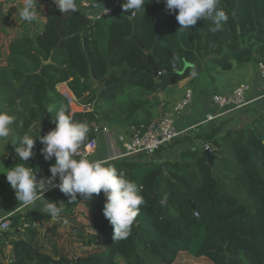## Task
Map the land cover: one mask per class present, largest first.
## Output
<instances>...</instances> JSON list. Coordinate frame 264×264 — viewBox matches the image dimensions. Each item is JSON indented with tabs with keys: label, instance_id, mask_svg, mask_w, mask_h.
Here are the masks:
<instances>
[{
	"label": "trees",
	"instance_id": "16d2710c",
	"mask_svg": "<svg viewBox=\"0 0 264 264\" xmlns=\"http://www.w3.org/2000/svg\"><path fill=\"white\" fill-rule=\"evenodd\" d=\"M88 1L89 8L76 0L78 11L62 14L54 0H34L37 20L29 23L19 16L22 0H0V111L15 116V136L28 134L35 141L27 162L3 141L14 149L0 157V172L16 163L50 169L55 158L44 159L39 140L55 128L50 105H63L74 121L88 123L83 147L97 136L95 124L127 127L153 120L155 108L169 103L160 91L191 70L264 63L261 0H220L228 20L216 32L204 20L181 31L176 13L157 0H145L144 11L133 17L124 13L130 9L122 1L111 16L91 21L89 11L114 0ZM188 63L192 66L183 74L176 73ZM63 82L93 110L73 111L58 91ZM209 141L212 165L205 148L184 150L177 160L139 162L132 156L109 161L142 186L145 203L127 238L113 240L103 192L91 199L77 194L57 206L55 218L45 210L10 217L14 226H28L15 237H0V264H175L181 252L214 264H264V112ZM8 184L0 173V193ZM221 238L228 239L223 253L217 248Z\"/></svg>",
	"mask_w": 264,
	"mask_h": 264
},
{
	"label": "clouds",
	"instance_id": "9594fccd",
	"mask_svg": "<svg viewBox=\"0 0 264 264\" xmlns=\"http://www.w3.org/2000/svg\"><path fill=\"white\" fill-rule=\"evenodd\" d=\"M157 2L164 3L170 13H176L181 31L191 29L198 20H204L210 21L214 27H210L209 30L216 32L222 23L228 20L226 12L219 8L220 0H157ZM54 3L62 14L78 11L76 0H54ZM144 6L145 0H124L122 4L124 9H130L132 12L144 11ZM34 8V0H23L20 19L29 23L36 21L37 14ZM47 111L54 113L51 119L55 128L39 136V140L43 145L40 151L44 159L55 158L49 169L51 176L38 182L33 168L23 163H16L0 172L6 174V179L14 189L21 208L34 205L37 200L44 197L43 192L47 188H59L68 197L69 202L76 200L77 194L91 199L93 194L103 192L105 197L103 214L113 225V240L127 238L139 214L140 206L145 203L141 195L142 186L135 180L127 178L123 170L118 171L107 159L75 158L90 132L88 123L74 121L72 113L63 105H50ZM14 121V115L0 111V141L15 146L20 161L27 162L33 155L35 141L33 136L28 134L15 136L12 128ZM6 154V151L0 152V155ZM166 201L165 196L160 201L161 205L166 204ZM44 210L53 218L60 214L57 204L48 200H45Z\"/></svg>",
	"mask_w": 264,
	"mask_h": 264
},
{
	"label": "crops",
	"instance_id": "0c3cea01",
	"mask_svg": "<svg viewBox=\"0 0 264 264\" xmlns=\"http://www.w3.org/2000/svg\"><path fill=\"white\" fill-rule=\"evenodd\" d=\"M234 65L237 64L234 63ZM242 67L243 68L240 71H246V73L242 76V79L235 82L225 83V80L222 81L221 78H218L224 73H229L230 70L224 71L220 66H218L211 70V72L207 73V70H205L206 68L204 67L202 71L203 73L191 70L185 78L171 85V92L169 90L170 88L161 90L159 94L162 101L166 100L169 103L165 108H162V105L156 107L154 111V118L163 115L167 111L173 110L175 104L184 96L186 90H193V98L189 106L183 112L176 115V126L180 134L173 142L162 148L156 154L137 155L134 156L132 160L139 162L177 160L179 159L181 152L184 150L201 149L205 148L206 145L211 146L209 141L210 136L211 138L213 136L217 137L228 130V128L243 127L251 123L254 116L264 112V96L261 86L262 80L258 64L255 63V65L251 66V68L248 66L247 68L246 65ZM242 82H247L252 87L248 95V99L250 101L249 105L243 109L226 114L224 117L215 121L203 123L207 113H216L218 111V107L213 101V94H230L235 87ZM61 88L62 91L67 90L68 93H72L74 95L68 84L62 85ZM69 104L73 111L83 110L70 102ZM199 123L200 125L197 129L192 128V126ZM102 126L108 129L114 136H117L119 133L126 132L129 127H125L117 123L111 124L108 121H104ZM210 150L212 151L211 147ZM6 153L8 154V152ZM108 156L109 152L106 140L100 135L99 148L95 157L96 159H106ZM45 200L55 202L57 206L63 207L66 205L68 197L62 193L59 188H56L40 200H37L34 205L28 208H21L19 201L16 198L14 189H12L10 184H8L7 191L3 194L0 193V216L12 217L19 212L22 213L44 210ZM24 231L20 230V232ZM17 233L18 231L12 236L15 237ZM10 248L11 247L6 250V253L10 251Z\"/></svg>",
	"mask_w": 264,
	"mask_h": 264
},
{
	"label": "built area",
	"instance_id": "2783aa9c",
	"mask_svg": "<svg viewBox=\"0 0 264 264\" xmlns=\"http://www.w3.org/2000/svg\"><path fill=\"white\" fill-rule=\"evenodd\" d=\"M124 0H114L113 3L101 7L97 10L89 11L86 16L91 21H97L107 18L113 14V12L119 7L120 3ZM81 6L84 8L90 7L88 0H82ZM131 16H134L132 12ZM176 69V64H173ZM259 72L261 75V86L264 96V63L258 64ZM160 74V72H159ZM66 85L67 82H63L58 85V91L73 105L80 107L83 110L92 111L93 106L81 105L72 93L68 91H62V85ZM252 87L247 82H242L230 94L214 93L213 101L218 107L216 113L209 112L205 116L203 123L215 121L224 117L226 114L234 112L236 110L247 107L250 103L248 95ZM193 98V90L187 89L184 96L175 104L173 110L165 112L163 115L154 118L149 122H140L132 124L128 127L124 133H119L114 136L108 129L104 128L102 124H95V131L97 136L86 143L85 146L78 150L75 158L79 159L85 157L89 160L96 159L95 154L99 148V136L101 135L107 143L109 156L106 158L108 161L124 159L137 155H154L162 148L173 142L180 134L176 126V115L183 112L191 103ZM199 124L192 126L197 129ZM205 149L210 150V146L206 145ZM98 159V158H97ZM37 181L46 180L51 176L50 170L45 168L33 169ZM58 177L56 183H58ZM56 188H47L43 192V196L53 191ZM10 217L0 216V237H6L13 235L18 230L24 231L28 224L23 223L19 227L12 224Z\"/></svg>",
	"mask_w": 264,
	"mask_h": 264
},
{
	"label": "rangeland",
	"instance_id": "374dc122",
	"mask_svg": "<svg viewBox=\"0 0 264 264\" xmlns=\"http://www.w3.org/2000/svg\"><path fill=\"white\" fill-rule=\"evenodd\" d=\"M261 1L264 2V0H261ZM241 22L243 23L244 20H241ZM256 30H258V29H256ZM253 65H255V62H250L246 65V67L248 66L249 68H251V66H253ZM242 68L243 67H241V66L234 65V68L232 70H230L229 73H224L221 77H218V78H221L222 81L225 80L224 81L225 83L238 81V80L242 79V76H244L246 73V71H240ZM247 70H249V69H247ZM201 72H202V70L198 71V73H201ZM257 116H254V118ZM4 145H5V142L0 141V152H5V151L9 152V150L14 149L13 146L12 147L11 146L6 147V145H5V147H6L5 148ZM68 238H69V236H68ZM227 240L228 239H226V238H221L219 240L217 248H218L220 253L225 252L224 248H225L226 244L228 243ZM175 264H214V263L208 257H195L188 252H181V253H179V255L177 257V261L175 262Z\"/></svg>",
	"mask_w": 264,
	"mask_h": 264
},
{
	"label": "water",
	"instance_id": "95a60500",
	"mask_svg": "<svg viewBox=\"0 0 264 264\" xmlns=\"http://www.w3.org/2000/svg\"><path fill=\"white\" fill-rule=\"evenodd\" d=\"M48 1H53V0H48ZM124 13H125L126 15H128V16H131V14H132V12H131L130 10H125ZM149 61H150V63H151L152 65L154 64V61H153L152 55H149ZM189 66H192V64H189V63L186 64L182 70L177 71L176 73L183 74ZM154 75H155V76H158V75H159V70H157L156 68L154 69ZM105 85H106V82H105V81L101 82V83L99 84V89L101 90L102 88L105 87ZM20 91H21V88H20L19 90H17V96H18V97H19ZM204 152H205V154L208 156V160H209L210 164L212 165V164H213V161H214V157H215L214 154H213L212 151L209 150V149H205Z\"/></svg>",
	"mask_w": 264,
	"mask_h": 264
}]
</instances>
